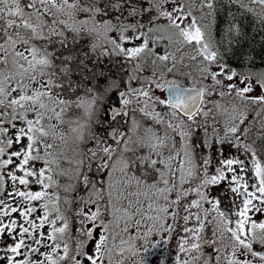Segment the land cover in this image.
Here are the masks:
<instances>
[{"label":"snow or ice","instance_id":"obj_1","mask_svg":"<svg viewBox=\"0 0 264 264\" xmlns=\"http://www.w3.org/2000/svg\"><path fill=\"white\" fill-rule=\"evenodd\" d=\"M0 264H264V0H0Z\"/></svg>","mask_w":264,"mask_h":264}]
</instances>
